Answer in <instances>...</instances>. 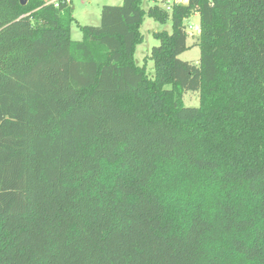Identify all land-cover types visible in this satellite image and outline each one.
<instances>
[{"label":"trees","instance_id":"trees-1","mask_svg":"<svg viewBox=\"0 0 264 264\" xmlns=\"http://www.w3.org/2000/svg\"><path fill=\"white\" fill-rule=\"evenodd\" d=\"M21 1L0 0V264H264V0H122L80 41L71 0ZM144 13L171 22L153 77Z\"/></svg>","mask_w":264,"mask_h":264},{"label":"rangeland","instance_id":"rangeland-1","mask_svg":"<svg viewBox=\"0 0 264 264\" xmlns=\"http://www.w3.org/2000/svg\"><path fill=\"white\" fill-rule=\"evenodd\" d=\"M121 3L122 0H71L69 5L71 7L74 21L70 26V38L74 41H80L82 39L80 25L98 26L100 24V10L102 5H120ZM140 6L146 10L151 6V3L148 0H141ZM183 23L186 28L195 30L197 33L199 31L198 13H192ZM139 32L142 35L143 40L135 46L133 59L135 64L144 69L148 77H153L154 66L149 55L152 47L159 43L154 35L159 32L170 33V19L166 18L165 23H160L144 13L139 25ZM187 33V49L179 55V58L197 64L199 59V47L194 43L196 40V33L193 34L190 31ZM179 103L183 106L196 107L199 105V93L186 91L182 93Z\"/></svg>","mask_w":264,"mask_h":264},{"label":"built area","instance_id":"built-area-1","mask_svg":"<svg viewBox=\"0 0 264 264\" xmlns=\"http://www.w3.org/2000/svg\"><path fill=\"white\" fill-rule=\"evenodd\" d=\"M45 5H50L52 7H59L63 2H69V0H43ZM151 5H156L160 9L166 12H170L175 5H184L189 2V0H148Z\"/></svg>","mask_w":264,"mask_h":264},{"label":"water","instance_id":"water-1","mask_svg":"<svg viewBox=\"0 0 264 264\" xmlns=\"http://www.w3.org/2000/svg\"><path fill=\"white\" fill-rule=\"evenodd\" d=\"M21 2L24 4L26 2V0H22ZM188 31L192 32L193 34L196 33L195 30H190L189 28H186V32H188Z\"/></svg>","mask_w":264,"mask_h":264}]
</instances>
